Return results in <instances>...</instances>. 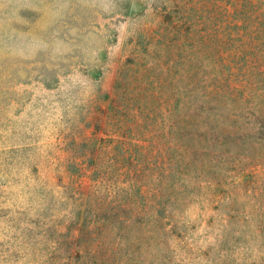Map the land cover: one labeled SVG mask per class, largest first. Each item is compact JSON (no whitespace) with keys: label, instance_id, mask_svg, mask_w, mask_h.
Returning <instances> with one entry per match:
<instances>
[{"label":"rangeland","instance_id":"rangeland-1","mask_svg":"<svg viewBox=\"0 0 264 264\" xmlns=\"http://www.w3.org/2000/svg\"><path fill=\"white\" fill-rule=\"evenodd\" d=\"M0 264H264V0H0Z\"/></svg>","mask_w":264,"mask_h":264}]
</instances>
